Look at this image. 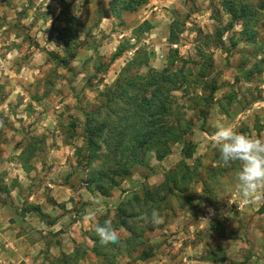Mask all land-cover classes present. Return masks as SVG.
Instances as JSON below:
<instances>
[{
	"label": "rangeland",
	"instance_id": "374dc122",
	"mask_svg": "<svg viewBox=\"0 0 264 264\" xmlns=\"http://www.w3.org/2000/svg\"><path fill=\"white\" fill-rule=\"evenodd\" d=\"M230 2L246 4L247 16H233L227 10ZM115 3L116 0H83L76 15V0H0V203L7 206L0 217V256L5 261L8 259V264H34L31 262L34 261V240L39 235L48 237L52 231L61 243L60 239L66 237L61 232L68 231L74 220L83 219L88 210L84 206L82 209V205L79 208L72 204L70 210L64 207L67 222L51 230L48 224L55 220L54 216L50 219L42 214L40 219L32 211L25 213L35 205L34 201L30 202L27 197L15 201L14 193H22V188L34 194L39 190L46 193L53 189L42 182L47 179L68 184L74 193L70 196L72 200L81 195L82 189H88L89 177L97 178L102 174L101 169L119 170L117 167L127 163L128 172L114 178L120 184L106 196H111L117 188H120L117 192L130 189L124 200L113 204L117 209L120 203L126 207L128 197L134 193L150 188L149 200L142 203L143 208L137 215L150 214V219L155 208L163 223L153 229L151 222L135 219L133 214L134 217L125 219L128 227L136 229L132 234L117 225L115 212H111L112 205H109L108 211L97 212L90 230L81 228L82 234L76 231L80 238L70 237L81 241L77 251L82 256L85 251V258L93 257L83 243L87 241L85 235L95 231L96 223L102 225L108 219L120 234L121 252L114 264H140L142 260L138 258L143 255V249L145 253L155 250L156 259L163 260L166 254L175 256L174 244L172 249L159 244L166 225L175 233L173 227L178 222L187 219L193 222L213 207L225 217L217 218L213 214L211 217L215 218L210 223H223L225 229L221 232L236 236L231 237L234 239L228 241L224 250L213 243L214 247L203 246L196 252L193 249L186 254L187 259L197 260L192 264H201V259L207 264H264L259 262L264 261V247L255 248L256 236L264 241V215L258 211L260 202L248 205L239 202L242 197L236 188V175L241 164L237 161L223 165L219 148L213 147L210 140L218 123L248 136L264 138V8L260 7L264 0H186L185 6L180 3L181 12L163 4L167 12L158 9L153 13L159 21L155 22L156 32L151 30L150 22L140 24L126 10L113 19ZM173 24L179 31L176 44L167 36ZM147 31L149 40L135 38L134 44L128 42L132 36L139 37ZM116 40L122 43L117 51L111 45L117 44ZM136 47V55L123 54ZM128 60L132 62L133 74H146L150 68L159 71L168 68L187 76L173 95L182 114L179 116L190 120L192 130L162 162H157L161 160L157 159L155 150H143L137 160L128 163L129 155L114 156V147L108 149L103 142L100 151L87 148L85 113L98 108L103 99L100 92L115 82ZM212 80L216 84L214 93L210 87ZM100 113L102 118L106 110L100 107ZM34 143L39 147L34 149ZM110 150L112 154L108 158ZM64 163L68 166L65 170L60 168ZM31 168L34 171H29ZM176 169L173 177L177 183L166 181ZM126 181L131 182L132 188L123 186ZM97 191L92 186L90 192L99 198L103 193ZM97 198L89 199L92 209L100 205ZM63 203L60 202L59 208ZM16 208L20 209L17 216L13 214ZM57 210L62 213L61 209ZM129 210L135 212L131 206ZM10 230L15 232L16 239L5 238L3 232ZM136 235L141 237L131 239ZM198 238L199 233L194 239ZM141 242L145 248H138ZM12 243L17 254L15 261L27 260L11 262L8 249L12 246L8 245ZM75 255L71 264H83ZM46 259L48 263L44 264L63 263L60 258L45 256ZM87 264L105 262L103 258H94Z\"/></svg>",
	"mask_w": 264,
	"mask_h": 264
},
{
	"label": "trees",
	"instance_id": "16d2710c",
	"mask_svg": "<svg viewBox=\"0 0 264 264\" xmlns=\"http://www.w3.org/2000/svg\"><path fill=\"white\" fill-rule=\"evenodd\" d=\"M142 2L143 0H116L113 6V14L120 17L124 10H135ZM233 3H227L229 4L227 10L233 16H243L245 18L247 16V5ZM260 7L264 8V3H261ZM170 32L171 43H177L179 31L175 28V24L171 26ZM131 63L129 61L121 69L111 86L100 92L103 99L100 105L97 106L98 108L85 113V141L87 142V148L90 151H100L103 148V142L108 149L114 147V156L129 155L128 163L137 160V155L143 150H155L157 159L163 160L171 154V150L176 144L185 141L184 137L192 130L190 120L179 116L182 114H180L179 106L176 105V98L173 95L174 90L182 87L187 80V76L181 74L180 71H173L168 68L163 71L150 68L146 74H133ZM202 74L204 77L205 73L203 72ZM210 87L214 93L216 90L215 82ZM149 91H151V94L148 93ZM100 107L106 110V114L102 118L99 117L101 114ZM37 147H39V144L34 143V149ZM185 148L188 149L187 147ZM110 154H112V150L108 153V158ZM130 156L134 157L131 158ZM124 165L126 168L120 165L122 167L119 166L117 168L120 169L114 171L101 169L102 174L98 175L97 178L89 177L86 180L88 189L91 190L93 186V188L98 189L105 195L111 194L110 192L120 184L114 178L128 172L127 163H124ZM176 171L177 169L171 176L168 175L166 181L171 180V183L176 184L177 179L173 177ZM149 189L145 188L141 192L134 193L128 197L126 207L122 205L123 203L119 204L114 215L118 226H124L132 234L136 233V231L133 232L136 229L128 227L125 219L134 217L133 214H136L135 219L139 220L138 217L142 213L140 215H137V213L143 208L142 203L144 201L145 203L148 202H146L147 199L149 200L147 195H151ZM130 206L133 207L135 212L129 210ZM146 207L145 209H147ZM259 211L260 213L264 212V202ZM157 226L154 225L153 229H156ZM89 236L95 243L92 252L98 258H103L105 264H114L115 258L121 252V245L119 243L101 244L95 231ZM133 237L139 239L141 236H131V239ZM144 244L141 242L138 248L144 247ZM144 250L141 258L150 257L151 253H145ZM85 254L84 251L83 256ZM74 255L76 260L82 256L80 251H76L72 256L64 255L61 260L66 264H71L72 261L70 260ZM67 258L69 261H67Z\"/></svg>",
	"mask_w": 264,
	"mask_h": 264
},
{
	"label": "crops",
	"instance_id": "0c3cea01",
	"mask_svg": "<svg viewBox=\"0 0 264 264\" xmlns=\"http://www.w3.org/2000/svg\"><path fill=\"white\" fill-rule=\"evenodd\" d=\"M180 3H182L183 6H185L186 0H143L142 4H140V6L137 9L126 10V12L128 14H132V17H134V18H138V20L140 21V24L141 23L143 24V22H145V21L150 22V24H152L151 30L156 32L155 26H156V23L159 21L157 20L156 17H154L155 16L153 14L154 10L160 9V11H162V9H163L164 11L167 12V8L162 7L164 4L170 8H175V10L181 12L182 9H180ZM167 4H174V5L171 7L170 5H167ZM123 17H124V15H123ZM114 18H115V15L113 16V19ZM153 27H154V29H153ZM170 29H171V25L169 27V32L167 35L168 39L170 38V33H171ZM151 30H149V31H151ZM145 34H146V36H144ZM148 35H149L148 31L139 37H138V35H134V36H132V38L128 42L132 41V44H134L135 42H137V40L135 38L142 39V41L144 42L146 40H149ZM116 42H117V40H116ZM120 42H121V40H118L117 44H115V43L111 44L114 46V50L122 44ZM174 44H176V43H174ZM117 50L118 49H116V51ZM137 50H138V47L131 48L130 52L124 51L123 54L136 55ZM123 54H121V55H123ZM149 55L150 56L152 55L151 52L149 53ZM154 55L156 56L155 53H154ZM152 62L150 61L151 64H152ZM162 161L163 160L157 161V162H162ZM60 168H63L65 170L66 168H68V166L66 163H64L62 166H60ZM29 171H34V168L29 169ZM41 181H42V179H41ZM42 182H45V184L47 183V184L51 185V187H53V189H51V190L48 189V191L46 193H43V191L39 190L38 193L34 194V191L25 192L24 189L22 188V193L18 191L12 195V198H13V200L16 201L19 199L23 200L27 197L30 202L34 201L35 205L30 207L29 209H26L25 213H28V211H32V212H34V213H32V215L34 214V216H38L40 219H42L41 218L42 214H45L50 219L52 218V216H54L53 219H55V220H52V221H54V223L51 221L48 224V226L51 230H53L52 228H54L55 225H58V224L63 225V223L67 222L64 218H66V216H68V214H63L65 212L64 207L67 210H70V208L73 204V206L78 205L79 208L82 205V209H84V207L86 209H90L91 207L89 206V202H90L89 199L91 201H93L92 198L93 199L97 198V197H95V195L92 192H90L89 189L84 188L81 190V195H77V196H75V199L71 200L70 196L71 195L74 196V193H72L71 187L68 186V184H66L65 182L58 183L55 181L52 183V182H50V180H47V179L42 181ZM39 183H40V181H38V183H37L38 188L40 187ZM45 184L43 186H45ZM31 186L34 188V183ZM123 186H126V188H128V189L132 188L131 182H128V181H126V183ZM119 189L120 188H117V191H119ZM129 190H127L125 192H121V191L115 192L114 191V193H113L114 195L112 194L111 196H106V195L103 196V194L101 196L99 194V198H97V199H99L100 205H98V207H97V209H98L97 212L101 213L103 211V209H105V212H106V211H108L107 209L109 208V205L110 206L112 205L111 212L116 213V209L114 207L115 205H113V204L117 203L118 200H124L125 196L128 193H130ZM83 191H85V193H82ZM86 191H87V193H86ZM53 196H54V199H53ZM64 196H66V197H64ZM97 196H98V193H97ZM100 197H102V198L100 199ZM62 200H64V201H62ZM51 202L54 203L56 209L51 204ZM60 202H65V203H63V205H61V207L59 208ZM239 202H242V200H239ZM263 202H264V200L260 201V207L263 204ZM64 204H65V206H64ZM6 207L7 206L5 204L0 203V217H1L2 212H6ZM8 207L11 208L10 205ZM57 209H61L62 213H60L59 212L60 210H57ZM210 209H209V211H206L205 214H203L202 216H200L198 219H196L193 222H191V219H187V220H183V221L178 222L176 225L174 224L175 226L173 228H175V229H173V230H175L174 232L177 234L171 233L172 231H169L170 225L169 226L166 225V227L164 226L165 229L162 232L163 238L161 236L162 240L164 239V241L161 240L159 244L161 246H163V245L167 246L168 245L167 247L171 248V249L173 248L172 244H174V246H176L175 248H177V254L175 256H172V254H169V255L166 254L165 259H163V260L158 259V258L156 259V257H155L156 253L154 254L155 250H152L150 252L151 253L150 257L143 259L140 256L138 258V259L142 260V261H140L141 262L140 264H165L166 261H169L172 264H180V262H181V264H192V263L196 262L197 260H191V261L188 260L186 254L191 252L193 249L196 252L199 248H202L203 246L214 247L213 243L215 244V246L218 247V249L224 250V247H228V241H230L231 239H234L236 234H234V236H231V235H225L223 232H221L225 229V227L223 226V223H217L219 225H215L216 224L215 223L214 225H212L210 222L213 220V218H215V217L223 218V217H225V215L220 214L219 213L220 211L217 213V211H215V209L213 207L212 208L210 207ZM15 210L16 211L13 214L16 216L19 215L20 212L18 213L17 211L20 209L16 208ZM240 210L241 209H239V207H238L237 211L240 212ZM214 211H215V213H214ZM54 212L56 215L53 214ZM234 212H236V210H233V213ZM213 214L215 215V217H211V215H213ZM259 214L264 215V212L259 213ZM3 220H6V218H4ZM92 222L93 221L84 219V216H83V219L79 218L77 220H74V222L72 224L70 223L69 226L67 227L68 231L61 232L62 237L66 236L65 238L63 237V239H60L61 243L58 242L56 240V237L51 234L52 231L50 232V235H48V237H41L39 235L38 239L34 240V261L32 260L31 262H34V264L48 263V260H47L48 258L45 260V256L57 258V259L60 258V260L62 259V257L64 255L72 256L78 249L81 248L82 243H80L81 241H76V240L70 239V237H72V235H74V236H77V238H80L81 236L80 237L78 236V233L82 234V231H80V229L83 228L87 232L88 230H90L92 228V225H93ZM207 222H209V223L207 224ZM1 226L5 227V225H3V224H1ZM158 227H160V226H157L156 229ZM161 227H163V226H161ZM62 228H64V227H62ZM72 230H75V231L72 233ZM123 230H125V227H123ZM10 231L11 232L7 231L8 233L6 231L3 232L5 235V238L7 237V238H11V239H16L15 232H13L12 230H10ZM58 231H61V229L59 228ZM76 231L78 233H76ZM46 233L47 232H44V234H46ZM198 233H199V238L194 239L195 237L198 236ZM256 233H257V231H256ZM164 234H168V235L164 236ZM83 235H85V234H83ZM87 235L88 234L85 235L87 237V241L85 242L83 240V243L86 244V248L88 247V252L90 254H92L91 256H93V257L88 259V258H85V256H80V258L78 260H79V262H82L83 264H87V263H89V260H93L94 258H98L96 256V254L94 252H92L94 245H92L93 244L91 241L92 239L89 238V235L88 236ZM231 237H234V238H231ZM166 240H169V241L166 242ZM163 242H165V243L163 244ZM168 242H171V243L168 244ZM77 243H80V244H77ZM255 243H257L255 248H259V247L263 248L264 247V241H261V239L258 236H256V238H255ZM8 246H12L11 248L8 249L10 252L9 259L11 260V262L21 263V262H23V259L27 260L26 258H19L17 261H15L16 256H17L15 244L12 243V244H9ZM179 247H181L182 249ZM143 248H145V247H143ZM230 248L231 247H229L228 249H230ZM183 249H185V250H183ZM4 252L7 253L8 251L5 250ZM18 252L21 253L20 251H18ZM202 252L203 251L200 250V253H202ZM214 252H216V251H214ZM223 253H224V251H223ZM225 254H226V260L228 259L227 261H229V259H231V257L229 256L228 250ZM3 258H5V257H3ZM5 259H7V258H5ZM7 261H8V259H7ZM7 261L2 259V257L0 256V264L10 263V261H8V262ZM231 262H235V260L231 261ZM259 262L264 263V261H262V260H259ZM214 263L217 264V262H214ZM62 264H66V263L63 262ZM201 264H207V262L205 260L201 259Z\"/></svg>",
	"mask_w": 264,
	"mask_h": 264
},
{
	"label": "clouds",
	"instance_id": "9594fccd",
	"mask_svg": "<svg viewBox=\"0 0 264 264\" xmlns=\"http://www.w3.org/2000/svg\"><path fill=\"white\" fill-rule=\"evenodd\" d=\"M82 4L83 0H76V15H79ZM215 129L210 140L213 147L219 148L223 165L227 166L237 161L241 164V169L236 175V188L242 197V203L256 204L264 200V138L245 135L223 123L216 124ZM97 211L98 209L92 208L86 210L84 219L94 221ZM138 218L153 225L163 223V218L155 208L151 211L150 219L147 214H142ZM95 232L103 245L120 242V234L113 227L111 219L105 220L102 225L96 223Z\"/></svg>",
	"mask_w": 264,
	"mask_h": 264
}]
</instances>
